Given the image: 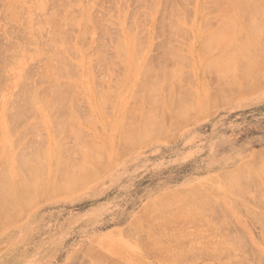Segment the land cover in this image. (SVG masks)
I'll return each instance as SVG.
<instances>
[{
  "label": "rangeland",
  "instance_id": "1",
  "mask_svg": "<svg viewBox=\"0 0 264 264\" xmlns=\"http://www.w3.org/2000/svg\"><path fill=\"white\" fill-rule=\"evenodd\" d=\"M64 1L62 0V4H63L62 6L65 7L66 2L69 1L68 4H70L69 6L71 10L73 9L72 11L73 14H78V11L81 9V7H83V10L85 12L88 11L87 12L88 15L91 16V22L89 21L86 22L85 24H83L82 22H78L77 26H73V28L72 27L68 28L70 29L71 32L69 31L70 36L67 34L69 37L67 35L65 36L66 42L64 41V44L66 45L69 43L68 46L69 47L72 46L70 48L67 47V49L69 48L68 49L69 52L62 45V47L65 49V52L66 51L68 52V54L67 53L65 54V61L67 59L68 60L67 63L75 65L76 66L75 68H77V70H74L75 68L72 70L74 72H71L72 73L71 77L63 75L65 77L63 78L61 77V79H59L60 85L59 84H56L55 86L53 84L50 85V82L49 83L42 82L41 84L39 83L40 87L38 88L43 91L49 87H51V89L53 88L52 91L51 90L49 91V93H51L49 97L52 98L49 97L48 99L45 98L46 100L43 98L42 99L43 101L41 103L40 101L38 102L39 104H37V107L38 108L40 107L39 109L41 110L39 113L24 112L23 114L19 115L20 116L19 118L21 119L19 120L20 121L24 120L23 124L17 123L18 119H14L15 116H13L14 117L13 119L16 121L14 125L17 124L15 127L12 126L13 122L10 123L12 119L6 120L7 118H9L8 115L10 114L5 110L4 104L8 103V101L13 99L12 94H8L0 100V116L3 115L0 118V142L3 141V137H6V142H5L6 148H4L5 152L3 153V151L1 150V153H3L2 158H5L4 164L6 165L8 163V166L6 165L5 169H10V170L15 169L16 171L17 170L22 171L21 174L24 176H20V174H18L20 176V179H22L23 181L30 182L31 180L29 179L30 177L27 178L26 175L30 176L29 175L30 173L33 175V172L31 171L33 170L35 171L34 168L39 167L36 164L35 167L30 171L28 170L30 168V167L28 168L29 166L28 164H25L24 166L20 165L21 163L18 160H20V157L23 155L22 153L25 154V152L30 151V153H32L37 151L35 149H32L33 147L31 148L28 147L29 145L28 142H27L28 143L27 147L30 150L26 149L28 150L26 151L24 147L25 145H23L24 143L26 144V142L24 141L23 143L22 141L23 137H24L23 140L26 141L30 140V143H32L33 141V143L36 145V147L34 146V148H37L40 145L38 143L40 140L39 141L37 140L38 137L40 139L42 138L41 141L45 139L43 140L44 143L43 142L41 143L40 141L42 145L41 148L42 152L44 149V153H43L44 155L42 154V156L53 158L52 160H48L45 158L46 162H43L38 158L41 152H39V155L35 154L37 157L35 159L38 160L37 163L40 161L39 162L40 164L38 165L45 164V166L43 165V167H45L43 168L44 170L40 169L41 172L44 171L42 173L43 177L38 175L39 177L44 179L45 187L43 188V186L42 187L39 186L36 188L37 184H35L36 181L34 180L35 182H33V189L35 190L36 195L39 194V200L38 201L36 200V195L33 194L34 193L33 192L31 196L35 198L33 197L30 198V202L32 200L31 204L35 202L34 204H32L33 207L32 205L29 204V208L28 209L26 208L27 209L26 212L22 211V215L19 214L20 215L19 217L21 219L17 218L18 216H15L14 217L15 219L13 221L10 220L5 224L6 226L2 223L4 227L3 226L2 228L0 227V259H5L8 264H94V263L96 264H256V261L259 262V260L261 259L259 263L264 264V172H263L264 171L263 168L264 167V63L263 65H261L258 61L257 54L255 55V53H257L255 51H258V49H260L258 48L260 45L255 46L252 49L248 45L247 48L249 49V51L252 50V53H249L247 51L248 53L244 55L247 60L243 58V60L246 63L241 59L238 65L239 67L235 66L236 70L234 72L237 71L238 72L234 73L236 75L234 77L235 79H233V82L231 79V77L233 76L232 73L230 78L229 77L226 78L229 75L225 76L224 78L225 83L223 84V86L226 88L225 91L228 89V93H229L228 96L231 99L228 98L227 96L226 97L227 100L229 99V102L227 101L226 103L224 102L220 103L219 96L221 97V95H219L217 102L218 104H215L214 105L215 107L213 106L214 108L209 109L210 103L212 104L213 100L214 103H216L215 101H217L216 100L217 96H215L216 94H214L213 91H215V89L218 87L217 84L219 77L217 73H215L218 71L217 68H213L215 72L211 68L210 69L212 72L208 70L209 68L206 69L205 71L204 68L207 67L206 63H208L209 60L211 61L212 59H214L215 56L218 55L217 50L220 48V45H223V40H222L223 38L224 40H229L231 38V41L236 42L238 45L240 44V42L243 43L247 40L249 41L248 32L245 31L244 29L240 30L241 32L239 31L244 35V37L242 34H238V35L240 37L239 40L241 39V37L245 38V40L242 41L241 39V41L238 42L237 40L238 37L236 33L235 32L229 33V31L223 27L222 23L225 24L229 20L224 21L222 18L219 17L220 14L216 12V9H219V4L217 0H213L214 2L212 3H211L212 0H210V3H208L209 0L207 1L200 0L201 4L200 1L198 0H196V2L195 0L184 1L185 3L186 2L189 3L186 4V7L182 6L184 8H187L186 11H184L183 8L181 7V5H185L184 2L181 4L178 3L180 6L178 4L176 5L175 7L176 11L173 14L174 16L171 15L167 19H162L163 14L166 11L165 6L159 7L158 11L160 13L157 12V14H153L149 10L151 8V5L152 7H154L155 5L147 0H145V2L147 1L146 2L147 4L151 3L150 6L146 4L149 10L146 9V6L144 8L142 2H141L142 6L140 10L139 9L140 5L138 4L140 3V1L138 0H135L136 6L138 5V7L135 6L134 0H122L123 4L121 3V0H91V2L90 0H75V2L74 0L72 1L66 0L65 2ZM145 2L143 3L145 4ZM259 2H261L262 4ZM50 3L51 0H41V1L1 0L0 19L4 21L1 22L0 20V34L1 31L2 33L6 32V36H7V33L11 32L10 30L15 29V31L17 30L16 31L17 33L20 30L21 32H24L22 36L18 34L20 38L25 37L26 34H31L32 32L33 35L36 36L37 38L38 36L40 38V36L42 35L43 37L41 39L42 40L46 39L47 38L46 33H44L45 35L41 34L45 31H41V29H39L40 27L38 26V24L37 23L36 25L34 24L33 19L35 18L37 20V18L41 15L40 11H39L40 14L39 12H35L36 10L38 11V7H39L38 5L40 6L44 5L45 14L46 13L49 14ZM257 3H259V5H261V7L264 9L263 0H259ZM62 6H60L61 8L57 7L58 11L62 12V10L65 9L62 8ZM34 7L37 8L35 9ZM2 8H3V12H2ZM74 8L77 10H74ZM134 8L136 9L134 10V14H132L133 12L132 10ZM196 8L198 9V11ZM204 8H208L207 9L208 11L205 10ZM126 9L127 11H125ZM187 10H189L190 15L189 13H187L188 12ZM214 11L215 14H213ZM204 12L206 13L210 12L211 14L208 15L205 13L204 16ZM32 13L34 14L31 15ZM4 14L5 16H7V20L5 17H2L4 16ZM140 14L141 17L139 16ZM144 14H146V16L148 15L147 18L146 16H144ZM184 14L186 15L184 16ZM130 15L132 17L134 16L133 18H135L136 17L135 15H137V19L136 18L132 19ZM138 16H139V20H138ZM142 17L144 18L143 22H141L143 20ZM206 17H208L209 19H207ZM213 17L215 19L212 20ZM218 17L222 21L218 20ZM100 19L102 23L100 22ZM158 19L159 21H161L160 23H163L164 22L163 20L165 21L166 20L168 21V19L172 20L171 21L172 24L168 21L170 23L169 24L170 27L171 26L173 27L172 29L170 28L172 30V32L170 31V35H168L169 34L168 31L170 29L168 30L169 26L167 25H166L167 27L165 28L164 26H162V28L161 27L156 28L162 25L159 23ZM206 19L207 21H205ZM256 19H260V18L257 17ZM127 20L128 22L130 21V24L127 23ZM185 20L186 21L188 20L189 22L188 21L186 22ZM155 22L159 23L160 25H157ZM166 22L164 23L167 24ZM203 22L204 23L206 22L207 25L208 24L211 25V27L208 25L210 29H207L208 26L206 25L207 31L209 32L213 31V33L215 31L217 32V33L215 32L216 34H214V36L212 35L213 37L212 40H214L213 44L210 45L212 46V48L208 49L209 51H207L206 49L205 52L203 51L205 49L202 46L205 43L202 41H205L204 37H206L208 34L206 35L203 34V30L205 32V28H203V25L205 24ZM94 23L96 25L98 23L99 25L101 24L99 29H98L99 25L94 27ZM220 23L222 25H220ZM22 24L26 26V29L25 26H23ZM174 24H176L175 27ZM11 25L13 26L11 27ZM129 25H131V27ZM177 25L179 26L178 29L180 32L177 31L178 30L176 28ZM200 25L202 26V29ZM80 26L81 28H79ZM86 27L87 30L89 29L88 33L86 32L87 31ZM136 27L139 29H137ZM8 28L9 31L8 30L6 31V29ZM140 28L142 31H140ZM174 28H176V31ZM221 28H222L221 33L223 34L219 32L221 31ZM109 29L110 30L112 29V32ZM115 29L119 32V33L117 32L118 34H116ZM130 29H132V31ZM153 29L156 32H154ZM137 30L140 31V33ZM157 30L159 31L157 32ZM161 30L163 31L165 30V31L160 32ZM39 31H41V33ZM21 32L19 33L21 34ZM178 33H181L183 35L179 36ZM136 34L137 35L140 34V37H138L139 35L136 36ZM171 34L173 36L176 34L177 36L175 35L173 37ZM210 34L211 33H209V35ZM217 34H219V36H222L223 38L216 37L218 36ZM116 35H120V36L117 37ZM127 35H129V37ZM162 35H164L165 37H162ZM209 35L206 37V39L209 38ZM134 36H136L135 37L136 42L134 41L135 39L132 40ZM67 37L69 40L67 39ZM141 37L143 38L141 39ZM170 37L172 38V40ZM164 39H166L167 41ZM138 40L140 41L138 42ZM162 40L164 42L166 41L168 44L166 42L163 43ZM118 41H121L122 43L121 45L123 47H119L121 46L120 43L116 44ZM159 42L162 43L160 44V48L162 50L159 48ZM245 43L247 44V42ZM29 45L30 44L25 45L27 48H25L24 46L25 49L24 48L23 49L24 50L28 48L29 50L33 49L32 47H30L31 45L30 46ZM42 45H39V47L37 48L38 51L45 49L44 45L43 46ZM116 45L118 46V49L120 48L122 49V50L120 49L121 52L124 51L122 53L123 55H125L124 58L125 60L121 58L123 57V55L120 51H118ZM168 45L170 46V48L172 47L173 49L172 52L174 53L173 56L175 61L177 58V65L176 62L174 61H171L174 64L173 63L171 64L170 61H167V59L172 60L173 58V57L170 58V56L173 53L170 55L167 52V50L169 49ZM129 46L131 48L133 47L134 48L131 49ZM256 47L258 48L257 50ZM97 48H100L102 50L104 49L103 52L102 51L101 52L99 51L100 53L98 52L99 56L97 54L98 51ZM158 48L160 50H158ZM163 48L164 49L167 48V50L166 49L164 50ZM213 48L215 50H212ZM71 49H73V51H70ZM233 49H236L235 45L233 46ZM136 51L139 53L138 54L139 57L137 58V60L135 59L138 56ZM161 51H164L162 52L163 54L167 52L170 56L166 53L167 55L165 54V56L167 59H164L166 62H164L163 58L162 60H160L163 61L162 63L159 61L160 64H162V66L164 65L163 68L165 70L162 69L161 70L162 73L160 72L159 78L155 77L156 80H154L155 78L154 79L152 78L155 75L158 76L157 74L159 71L158 68L162 67V66L158 68L156 67L157 69L155 68L156 66L155 63H158L157 62L158 59H161V55H162ZM260 51L262 50L260 49ZM118 52L121 53V56L120 54H118ZM131 52L133 56L132 54H130ZM226 53L230 55L231 53H233V50L229 49L228 51L225 52V54ZM260 53L262 52H259V54ZM214 54L216 55L214 56ZM250 54L254 55V57L253 55L252 57L255 59L256 62L250 59L251 58ZM158 55H160L159 58ZM26 56H27L26 53L22 54V57L25 58ZM104 56H106V58L107 57L112 58V61L109 60L110 58L108 59L109 61H111V63L108 62L107 59L106 62ZM39 57L40 56H38V58ZM42 57H44L43 54L41 56V59L43 60L40 59L39 61H32L31 67L33 69H37L42 65V62L44 61V58ZM184 58H187V61H185L187 62L185 63V65L187 66H185L184 64L183 66H179V63L180 65H182V62H184L185 60ZM96 59L100 60L98 61L100 64H97ZM249 60H251L252 63L254 62L253 64L255 65L251 64L252 66H249L250 64L247 62ZM145 62H150V64L152 63V65H154L153 68L156 69L155 72L157 73L155 74L154 71H151V69L153 68L147 65ZM94 63H96L97 65H95ZM108 63L111 65L108 66L107 65ZM164 63H166L167 65H165ZM92 64L95 65L93 70H92L93 66L91 67ZM145 65H147V68ZM246 65H248L249 68ZM148 66L150 69V74H148L149 70L147 71V74L149 76L152 73L155 74L154 76H152L151 79L149 78L150 83L152 80V84H150L151 86H148L149 85L148 80H147L148 83L146 82L148 85L147 84L144 85L145 82L142 81L143 79L140 80L139 78L140 80L139 83H138L139 80L137 79L138 76L140 75L139 72L141 73L143 70L145 71V69H148ZM165 66L167 68H165ZM168 66H171V70H173L172 68L175 67L177 69L176 70L177 72L178 70L179 71L181 70L180 71L181 74L180 72H178L179 74H176L175 72V77H177V79L181 77V79H179L180 81H182V77L183 79L185 78L184 74L187 77L188 81L192 80L191 82H188L187 80L180 82L178 80L180 84L178 83L176 78L175 81L174 76L173 79L171 80L172 83L176 82L179 84V86L177 84L173 85L175 86V88L178 86L177 87L178 90L176 91L175 89L174 92V87L171 85L172 86L171 89L173 91H170L171 95L169 93V96L171 97L170 105H172V101L174 97L177 99V96H174L175 93H178V91L183 89L184 92H186V93L183 92V94L187 96L185 97L184 95L180 94L181 93L180 91L178 93V95L180 94L178 98L180 99L182 95L181 99L185 97L184 100L187 99L185 101L186 103H184V100L179 101L178 99L175 103L176 106L177 105L182 106V103L184 105L188 104L189 106L186 109L189 108V110L186 111L182 106L184 110L181 109L182 110L181 112L178 111L179 115L183 111L186 113L189 111L191 114H193V115H188L191 118L183 122H181L180 119L181 123H179L178 120L180 117L179 118L177 117V119L175 117L176 115L178 116V112L177 114L175 112L176 115L174 116V110H172L173 109L172 106H168L167 102L170 101L169 100L170 98L168 99L169 101L168 100L165 101L166 98L164 99V97L167 96L168 94L167 92L169 91L166 88H165L166 91H163L164 88L162 89V87L164 86L163 84L167 85V88L169 87L170 81L167 82L166 78L170 80L171 77L169 78L170 76L169 73L172 72L169 70L170 68ZM88 67L91 69H88ZM5 68H7V66ZM203 70L205 73L203 72ZM7 72H8L7 74L11 77L12 75H16V73L20 74L17 67H8ZM88 72L90 73L89 75ZM206 72L209 74L207 75ZM244 72H246V74ZM81 73H83L84 76ZM164 73L167 76L164 77ZM161 74L163 75V78ZM6 75L4 74V79L1 78L0 80V85L4 87H7L9 83V80L6 79ZM74 75H76L75 77H78V80L73 77ZM90 75H94V77L97 78L96 81L93 78V76L90 77ZM124 75L125 77H127V79L126 78L123 79ZM177 75L178 76L180 75V77L178 78ZM34 76L36 79V75ZM66 77H68L69 79ZM90 78L91 80L94 79L97 85L96 83H94V81L92 82L95 85L92 84ZM103 78L105 81L102 80ZM228 79L229 80L231 79L230 83H232V85L229 84ZM75 80H77L76 83ZM211 80L212 83L214 82L212 85H211ZM64 81L65 83H67V85L62 83ZM73 81L74 83H72ZM89 81L91 84H89ZM99 81L101 82V85H98ZM103 81L105 82V84ZM164 81L165 83H163ZM111 82L112 85H114V87L115 86L117 87V85L119 84L118 87L115 89L111 85ZM153 82L155 84L154 87L155 88L158 87V89L156 88L157 90L156 93L154 94L156 97L149 98L150 100H152V101L149 100L150 104L152 105V109L148 110V108L146 107L149 104V101H147L148 94L154 90V87L152 86L154 85ZM157 82L158 84H156ZM68 83L72 84V86H70ZM137 83L138 84L142 83V85H140L138 89L137 87H135L138 86ZM9 84L12 85V87L7 88L9 89V92H13V94L17 92L19 86L13 87L14 85L13 82L12 84L11 83ZM61 85H62L61 88L62 89L64 88V90L69 91L72 88L70 95H72L71 98L73 97L72 101L76 100L74 102L75 104L71 102V98L68 97L69 94H66L68 93V91L63 92L64 90L60 88ZM143 85H144L143 87L144 89L141 88ZM180 85L182 89H180L181 88ZM244 85L246 87H244ZM58 86L60 89L57 88ZM97 88L100 91H96L98 90ZM231 88H234L235 91L234 89ZM54 89L58 90L57 92L61 90L63 95L66 94L65 96L68 97L66 99H69V101L68 100L66 101H68V104L70 103L69 107L72 104V106L69 108L70 114L65 112V109H63L64 112L62 111V115L63 113H66L65 118H67L65 119L64 118L65 115H63L62 117L63 120L64 119L69 120V123H67L64 126L65 129L63 128V124H62L63 122L61 118H59L60 116L56 117V115L57 114L60 115V113L56 114L53 112L54 115L50 113L52 112V110L53 111L60 110L59 108L60 106L58 107L59 109H57L55 105V108H50L51 111L49 110V106L44 107L45 101L46 103L48 102L47 105L51 103L47 100L52 101L53 99L56 100L57 102V99H54L55 96L53 98V95L57 93V92L55 93ZM139 89L140 90L143 89L141 91L145 90L147 93L149 92L148 94L146 93L147 95L145 94V92H141L144 93L145 99L147 98L146 99V101L148 102L147 105L146 103L144 104L145 100H143L142 98H140L139 101L138 98V96L140 95ZM134 90L135 91L139 90L138 95H136L137 97L135 98H133L134 96L133 92H135ZM77 91L79 93V96L78 93L75 94V92ZM211 91H212V95L214 94L215 96V97L212 96L214 97L213 100L210 99L209 97ZM97 92L98 94L100 92V95H103V98H105L104 101L106 102H104V104L102 103L103 105H101L102 101H99L98 99L100 95H98ZM104 92L105 93L108 92L107 93L108 95L105 94ZM113 92H114V97H113ZM153 92H155V90ZM46 93H47L46 95L48 96L49 93L48 92ZM136 93L137 92H135V94ZM151 93L150 95L153 96V94ZM234 93L237 94L235 95ZM93 94L96 95L93 96ZM130 95L133 96L131 97ZM77 96L79 97V99L77 98ZM141 96L143 97V95ZM95 97L96 99H98V101L95 100ZM106 97L108 98V101ZM129 97L130 99L131 98L134 99L133 102L129 99ZM226 97H223L222 99L224 98L226 99ZM155 98H156V102H155ZM135 99L136 101L138 100V103L135 102ZM207 99L209 100V103ZM153 100L155 102L154 106L152 104ZM157 100L159 101L158 104L160 103V105H156ZM64 101H62V103H64ZM56 102L53 101V103L57 104L58 102L57 103ZM142 102L145 106L142 104ZM177 102L179 104H177ZM191 102H193L192 104L193 107L195 106L194 109H196V112L190 111V108L192 106H190L189 103ZM76 103H78L76 108L79 107L78 108L79 111L80 112L83 111L78 114L79 116L76 115L77 114L76 112L75 114L74 112H72L73 111L72 109L75 108ZM166 103L169 108L166 106ZM128 104H130L131 106H128ZM201 104L205 106V108L203 106L205 110L202 108ZM126 106L128 107V109ZM155 106L158 108V110L154 111L153 107L155 108ZM44 108H46V110ZM76 108L74 110L78 111ZM125 109H127V111ZM129 109L130 110L132 109L131 110L132 114L130 115V117L132 119L131 124L133 125L130 126V131H129V126H125V123L126 125L127 124L129 125L130 123V122L127 123L129 115L125 114L126 112L128 113ZM174 109L179 110L176 109V107ZM44 110L46 113H48L47 115L44 112ZM48 110L50 112H47ZM145 110L149 111L150 114L151 112H154V116H155L154 118L157 119L155 120V123L157 124L160 123L161 125H159L160 127L156 129L154 128L155 126H151L153 129L152 130L148 129L149 132L147 131L148 134H146V137L139 139L141 137L139 134H140V126L142 125L141 124L142 121L143 122L146 121L147 123H149L150 122L149 120H151L149 118L150 114ZM163 112L165 113V115ZM146 113H147L146 115L147 118L144 117L146 118L144 119L143 116ZM4 114L7 116L6 119L4 118L5 117ZM52 115L54 117H52ZM70 115H72V117H70ZM164 116H166L167 118L165 119ZM171 116L173 117L172 119H170ZM19 120L18 122H20ZM8 121H10L9 128H7ZM164 121L167 123L165 124ZM56 122L57 124L59 123L58 125H55L56 127L58 126V131L55 130V132L52 133L54 131L52 130L54 129V126L51 125L55 124ZM68 124H71L72 126H69ZM149 125L150 123L147 125L148 128H151ZM18 126H20V128H18ZM59 126L61 127V130L63 132L59 130L60 128ZM147 126L145 127L147 128ZM16 127L18 130L14 129ZM26 127L28 128V130H26ZM131 127H134V130L131 131ZM22 128L23 130H21ZM24 129L25 132H27L24 135L28 134L27 135L28 137L26 136L27 139L24 135L22 136V138L20 137L22 135L21 132L25 133ZM142 129L143 128H141V130ZM67 130H71L72 132L70 131L69 133V131ZM135 130L137 137L132 139L133 137L131 138L130 134H132L133 131L135 132ZM128 131L130 134L128 133ZM11 132L13 133L11 134ZM46 132L49 134L47 135ZM59 132L62 133L60 134ZM144 132H142V136L145 135ZM19 133H21V135H19ZM56 133L57 135L55 136ZM14 134L15 135L18 134L22 142L19 139L18 141H16L15 140L16 136H14ZM29 134L30 135L33 134V135L30 136ZM127 134L129 138L127 137ZM76 135L80 136V137L78 136L79 137L78 140L75 137ZM58 140H59V145L58 143L56 144V141L58 142ZM65 142L67 143V145L65 144ZM11 143L14 144L19 143L18 144L19 146L16 147L15 145H13L14 146L13 149L11 147L12 146ZM33 143L31 144L32 146L34 145ZM57 145L60 148L65 147L68 150L67 149L65 150V148L62 149L61 155H59L60 149L58 148ZM22 146L24 149L21 148ZM56 147H57V151H56ZM70 147H73V149H75L74 151L72 149L73 154L75 152V154L72 156L70 154H67L69 152L72 154ZM31 149L34 151H32ZM18 150L19 152L21 150L22 155H20L19 153L20 157H18L19 155L17 154H16L17 156L15 155L16 152L18 153ZM65 151H67L66 154L68 156L70 155V160L73 161L71 162L68 156L66 157V155L64 154L66 159L64 160V162L61 163V166L63 164L65 167L66 166L65 162L67 160H69L71 163L74 164L73 166L72 164L70 165V163H68V165L72 167H70L71 168L70 171H68L69 170L68 168L65 169V171H68L67 173L70 174L71 170H73V173L76 174L75 175L76 178H75L74 174L72 173L73 174L72 178H75L74 182L76 186L72 184L71 186L72 189L69 187L67 188L66 193H63L62 189L60 188L62 187L64 189V187L65 188L66 186L68 187L67 184L64 186L65 183H62L64 182L63 180L66 179L64 177H67L66 176L67 174H65V171H63L62 173L61 171L62 168L60 169L59 168L60 164L57 165V163H59L58 160L61 161L63 160L62 152L65 153ZM55 152L57 154L59 153L58 154L59 156ZM12 155L16 156L17 158L12 157ZM35 155H33V158L35 157ZM91 158L93 159V161ZM32 161H34V159ZM51 161H53L54 166L52 165ZM85 162H87L86 165ZM90 162L93 165H91ZM94 163L95 164L97 163L95 167H94ZM101 163H102V167L100 168ZM32 164H33L32 166H34V163ZM81 164H82L81 171H83V174L85 175L84 177L88 181V182L86 181V183L84 182L83 185L81 184L83 182L82 179L80 180L78 177L79 175L82 174V172L78 173L79 172L78 168L81 166ZM88 166L90 167L89 169H96L95 170L97 172L96 174L98 173L99 174L94 177L95 174L93 173V170H91L92 172L89 169L87 170ZM237 168L239 170H237ZM25 169L27 172H25ZM56 171L64 176L59 175L60 177H57ZM232 171L233 172L235 171V173L233 174L235 175L234 178L233 176H231ZM89 172L91 177L93 173L94 178H91L89 176ZM229 172L231 175H227L229 174ZM222 173L225 174V175L223 174L225 176L224 179H226V177L228 176L230 178L228 177L227 178L228 180L227 179L224 180ZM83 174L81 175L82 177L80 176L81 178H83ZM219 175H221L220 177H222V179L219 177ZM69 176L70 175H68L67 177L69 180H66L67 183L70 182ZM34 177H36V174ZM56 177L63 178L61 179V183H60L63 184V186L62 185L60 186V184L57 183L58 185L56 189H58L60 186L58 194H56L58 190L55 191V189L52 188L54 187L53 184L55 182ZM246 178H248V180H246ZM33 179L34 178H32V180ZM71 181L73 182V179ZM78 181L79 182L82 181V182L79 183ZM73 187L75 189H73ZM240 187L242 188L240 189ZM38 188H39V193L37 192ZM47 188L49 189L50 192L47 190ZM44 189L46 196L45 193L43 192ZM152 190H157V194L151 196ZM29 191L31 192V190ZM184 191L186 193H183V195L185 197H188L186 199L190 200L191 202L187 200L185 201L184 196L181 194V192ZM60 192L62 194H60ZM191 192L192 195H190ZM196 192H197V196L193 195V193L196 194ZM49 195H52L53 198L52 196ZM148 195L151 197L146 198V196ZM162 195H164V197L169 196L168 199L169 200L171 199L169 202L172 204L171 205L170 203H167L169 205L166 204L167 198L162 199L160 201L159 198L161 199L163 197ZM176 195L181 196L183 198L177 197ZM158 196L160 197L157 200ZM34 199L36 201H33ZM46 199H48L47 202L45 201ZM163 203H165V205ZM160 204L164 207L161 208ZM181 215L186 217L183 218V216ZM181 218L184 219L185 223ZM18 219L20 221H18ZM132 221H134V223H132ZM138 222L139 224H137ZM174 223H175V227L177 226L178 228H174ZM2 224H0V226ZM132 224L133 226H135L134 227L135 229H133V226L131 227ZM56 225H58L57 226L58 230L60 229L59 231H61L59 234L57 233L55 235L50 236L48 233L50 231L44 229V227H54ZM136 226L138 227L136 228ZM66 231L68 232L67 234H65ZM180 233L181 234L184 233V234L181 235ZM63 235L65 237L64 238L65 242L63 245H60ZM185 235H187L188 237ZM45 237H49L48 239H50V241L48 243L44 242ZM214 249L216 250V253H214L215 251L212 252V250ZM256 258H258V260H256ZM91 259L94 261L93 263Z\"/></svg>",
  "mask_w": 264,
  "mask_h": 264
},
{
  "label": "bare ground",
  "instance_id": "2",
  "mask_svg": "<svg viewBox=\"0 0 264 264\" xmlns=\"http://www.w3.org/2000/svg\"><path fill=\"white\" fill-rule=\"evenodd\" d=\"M1 1V0H0ZM4 1V0H3ZM38 1V0H37ZM39 1H41V0H39ZM58 1H59V3H58ZM64 1V0H63ZM66 1V0H65ZM64 1V2H65ZM72 1V0H71ZM138 1H140V3H138L139 5H140V7H139V9L141 10V6H142V4H143V6H144V8H145V6H146V2L147 1H149V2H151V3H153L154 5V7H152V5H151V3H149V4H147L148 6H150L151 5V8H150V10L148 9V7L146 6V9L147 10H149L150 12H152L153 14H157V12L158 13H160L159 11H158V9H159V7L160 6H165L166 8V11H165V13L163 14V18L162 19H167V18H169L171 15H173L174 13H175V11H176V9H175V7H176V5L179 3V4H181V3H183L184 1H187V0H147L146 2H145V0H138ZM198 1H200V0H198ZM202 1V0H201ZM201 1H200V4H201ZM207 1V0H206ZM218 1V4H219V9H216V12H218V14H220V18H222L224 21L225 20H229V21H227L225 24L224 23H222L223 24V27L224 28H226L228 31H229V33H233V32H235L236 33V35H237V37H238V42H240L241 41V39H242V41H244L245 40V38H242L241 37V39L239 40V35L238 34H242V33H240L241 31L240 30H242V29H244L245 31H247L248 32V36H249V41L247 40V41H245V42H247V44L245 43V42H240V44L238 45L236 42H233V41H231V38L229 39V40H224V38L222 37V36H219V34L222 32V28H221V31H219L220 33L219 34H217L218 36H216V37H222L223 39V45H220V48L217 50L218 51V55L217 56H215L216 54H214V56L216 57H214V59H212L211 61L209 60L208 61V63H206V66L207 67H205L204 69H205V71H206V69H208V70H210L211 71V69H213V68H217L218 69V71L217 72H215V70H214V72L215 73H217V75H218V87L215 89V91H213V89H212V91H213V93L214 94H216L215 96H217L216 97V100L217 101H215L216 103H214V94L212 95V91L210 92V99H212L213 100V102H212V104L210 103V108L209 109H212V108H214L215 106V104H218L217 102H218V96L219 95H221V97L219 96V102L220 103H226L227 101L229 102V99L227 100V97L228 98H230L229 96H228V89L225 91V87L223 86V84L225 83V81H224V78H225V76L226 75H229V76H227L226 78H230V76L233 74V76L231 77V79H232V82H233V79H235L234 77H235V75L236 74H234V73H237V72H234L235 70H236V67L235 66H238L239 65V63H240V61H241V59L243 60V58H245V54L246 53H252V50L251 51H249V49L247 48L248 47V45H249V47L252 49V48H254L255 46H259L258 48H260L262 51H260V49H258L257 47H256V50L258 49V51L259 52H262V53H260L259 54V52L258 51H255V52H257V53H255V55L257 54V56H258V61H259V63L261 64V65H263V63H264V22H261V21H264V9L261 7V5H259V3H261V2H259V3H257L259 0H217ZM264 1V0H263ZM17 2V1H16ZM74 2H75V0H74ZM90 2H91V0H90ZM141 2H142V4H141ZM143 2H145V4L143 3ZM195 2H196V0H195ZM212 2H214L213 0L211 1V3ZM3 3V2H2ZM42 3V2H41ZM69 3V1L68 2H66V6L65 7H63L62 5V0H51V3H50V11H49V14H45V8H44V5L43 6H40V5H38L39 7H40V9H39V7H38V11L36 10L35 12H41V15L37 18V20H36V22H35V20L33 19V22H34V24L36 25V23L38 24V26L40 27L39 29H41V31H45V32H43V33H41V31H39L41 34H44V33H46V35H47V38L46 39H44V40H42L41 38L43 37L42 35L40 36V38H39V36H38V38L36 37V36H34L33 35V33L31 32V34H26L25 35V37H22V38H20L19 36H18V34L20 35V36H22L23 35V33L24 32H21V30L20 31H18V33L15 31V29H13V30H10L11 32H8L7 33V36H6V32H3L2 33V31H1V34H0V65H1V67H0V80H1V78H3L4 79V74L6 75L8 72H7V70H8V67H17V69H18V71L20 72V74H18V73H16V75H12V77L11 76H9L8 74L6 75V79L7 80H9V83H11L12 84V82L14 83V85H13V87H18L19 86V88H18V90H17V92H15L14 94H13V92H9V89H7V88H10V87H12V85H10L9 83H8V85H7V87H4V86H2V85H0V100L2 99V98H4V96H6V95H8V94H12V96H13V99H11L10 101H8V103H6V104H4V108H5V110L10 114V115H8L9 116V118H7L6 119V115L4 114V118L6 119V120H11V122L10 121H8V127L7 128H9V122L10 123H12L13 122V124H12V126H16L17 124H15L14 125V123L16 122L14 119H20L19 117V115H21V114H23L24 112H40L41 110L37 107V104H39L38 102L40 101V103L43 101L42 99L44 98H46V99H48V97L50 96V94L51 93H49V91L51 90L52 91V89H51V87H49V88H47V89H45L44 91L43 90H41V89H39L38 87H40V84L42 83V82H44V83H46V82H50V85L51 84H53L54 86L56 85V84H59V79H61V77L63 78V77H65V76H63V75H66V76H68V77H71L72 76V73L71 72H74V71H72L76 66L75 65H72V64H68L67 62H68V60L66 59V61H65V54L67 53L68 54V52H69V48L70 47H72V46H68V44H64V41L66 40L65 38V36L68 34L69 36H70V33H69V31H70V29H68V28H73V26H77V24H78V22H82L83 24H85L86 22H91V16L90 15H88V11L87 12H85L84 10H83V7H81V9L78 11V14H73L72 13V11H73V9L71 10V8H70V4H68ZM121 3L123 4V1L121 0ZM134 3H135V6H136V2H135V0H134ZM188 2H184V4L185 5H181V7L182 6H185L186 7V4H187ZM203 3H204V1H203ZM208 3H210V0H209V2ZM38 4V3H37ZM65 4V3H64ZM68 4V5H67ZM73 4V3H72ZM95 4V3H94ZM178 4V5H179ZM189 4V3H188ZM199 4V3H198ZM262 4V3H261ZM74 5V4H73ZM97 5V4H96ZM119 5V4H118ZM5 6V5H4ZM21 6V5H20ZM19 6V7H20ZM60 6H62V8H65L64 10H62V12L61 11H58V8L57 7H60ZM68 6V7H67ZM99 6V5H98ZM123 6V5H122ZM180 6V5H179ZM37 7H34L35 9L37 8ZM136 7H138V5L136 6ZM16 8V7H15ZM61 8V7H60ZM183 8V10L184 11H186V9L187 8H184V7H182ZM198 8V7H197ZM196 8V9H197ZM213 8V7H212ZM12 9V8H11ZM119 9H120V7H119ZM136 8H134L132 11V14H134V10H135ZM205 10H207L208 8H204ZM23 10V9H22ZM74 10H77V9H75L74 8ZM215 10V9H214ZM19 11V10H18ZM48 11V10H47ZM125 11H127V9L125 10ZM137 11V10H136ZM143 11V10H142ZM188 12L187 13H189V15H190V12H189V10H187ZM197 11H198V9H197ZM208 11V10H207ZM2 12H3V8H2ZM34 12V11H33ZM40 12H39V14H40ZM98 12V11H97ZM130 12V11H129ZM141 12V11H140ZM182 12V11H181ZM195 12H196V10H195ZM144 13V12H143ZM179 13V12H178ZM205 13L206 12H204V16H205ZM34 13H32L31 15H33ZM127 14H129V13H127ZM131 14V15H132ZM147 14V13H146ZM146 14H144V16H146ZM196 14V13H195ZM206 14H208V15H210L211 13L210 12H208V13H206ZM213 14H215V11H214V13ZM217 14V13H216ZM130 15V16H131ZM138 15V14H137ZM137 15H135L136 17V19H137ZM150 15V14H149ZM152 15V14H151ZM160 15V14H159ZM166 17H165V16ZM186 14H184V16H185ZM96 16V15H95ZM126 16V15H125ZM129 16V15H128ZM140 17H141V14L139 15ZM139 16H138V20H139ZM148 16V15H147ZM147 16H146V18H147ZM174 16V15H173ZM172 16V17H173ZM175 16H177V15H175ZM196 16V15H195ZM204 16H203V18H204ZM214 16V15H213ZM2 17H5L6 18V20H7V16H5V14H4V16H2ZM1 17V18H2ZM100 17V16H99ZM132 17V16H131ZM130 17V18H131ZM134 17V16H133ZM132 17V19H135V18H133ZM155 17V16H154ZM161 17H162V15H161ZM165 17V18H164ZM202 17V16H201ZM218 17V20H221L220 18ZM234 19H233V18ZM260 18V19H256V18ZM4 18V19H5ZM24 18V17H23ZM105 18V17H104ZM129 18V17H128ZM143 18V17H142ZM149 18V17H148ZM158 18H159V16H158ZM207 19H209L208 17H206ZM3 19V18H2ZM19 19V18H18ZM141 19V18H140ZM180 19V18H179ZM186 19V18H185ZM199 19H200V17H199ZM207 19L205 20V21H207ZM213 19H215L214 17L212 18V20ZM1 20V19H0ZM5 20V21H6ZM104 20V19H103ZM125 20V19H124ZM130 20V19H129ZM198 20V19H197ZM2 21H4V20H1V22ZM97 21V20H96ZM144 21V18H143V20L141 21V22H143ZM157 21V20H156ZM158 21H159V19H158ZM164 22H166L165 20H163ZM168 21L172 24V20H170V19H168ZM166 22L167 24H165L164 22V25H163V23H160L161 21H159V23L160 24H162V25H160L159 23H157V22H155L157 25H160L159 27H156V28H162V26H164V28L165 27H167V26H169L168 27V30L171 28H173L172 26L170 27V23L169 22ZM186 21V20H185ZM188 21V20H187ZM186 21V22H187ZM204 21V20H203ZM222 21V20H221ZM100 22L102 23V21H101V19H100ZM99 22V23H100ZM124 22V21H123ZM140 22V23H141ZM175 22V21H174ZM189 22V21H188ZM195 22H197V21H195ZM214 22H215V20H214ZM218 22V21H217ZM22 23V22H21ZM99 23L97 24V25H99ZM127 23L128 24H130V21L128 22V20H127ZM126 23V24H127ZM176 23V22H175ZM204 23V22H203ZM16 24V23H15ZM27 24V23H26ZM80 24V23H79ZM92 24V23H91ZM139 24V23H138ZM189 24V23H188ZM205 25H203V28H205V32H204V30H203V34H208L209 35V33H211L210 35H209V38L208 39H206V37L208 36H206V37H204L205 39V41H202V42H204L205 44H203L202 46L204 47V49L205 50H203L204 52L206 51V49H207V51H209L208 49H210V48H212V46H210L211 44H213V42H214V40H212V35L214 36V34H216L215 32L213 33V31L212 32H209V31H207V29H210V27H211V25L210 24H208L207 25V23L205 22L204 23ZM215 24H216V22H215ZM218 24V23H217ZM221 23H220V25H222ZM23 25V24H22ZM32 25V24H31ZM95 23H94V27L95 26H97ZM101 25V24H100ZM100 25L98 26V29H99V27H100ZM109 25V24H108ZM167 25V26H166ZM175 25L176 24H174V27H175ZM208 26V28L206 29V27ZM220 25H217V26H220ZM10 26V25H9ZM13 25H11V27H12ZM16 26V25H15ZM23 26H25V25H23ZM105 26H107V25H105ZM127 26V25H126ZM130 27H131V25H129ZM141 26V25H140ZM156 26V25H155ZM5 27V26H4ZM19 27V26H18ZM111 27H112V25H111ZM128 27V26H127ZM129 27V28H130ZM178 25H177V29H178ZM181 27V26H180ZM200 27H201V29H202V26L200 25ZM79 28H81V26L79 27ZM103 28V27H102ZM133 28V27H132ZM137 28V27H136ZM142 28V27H141ZM141 28H140V31H142L141 30ZM156 28H155V30H156ZM176 28H174L175 29V31H176ZM25 29H26V26H25ZM38 29V30H39ZM137 29H139V28H137ZM167 30L168 32H169V34L168 35H170V31L172 32V30ZM200 29V28H199ZM9 31V28L8 29H6V31ZM86 30H87V27H86ZM89 30V29H88ZM86 31L87 33L89 32V31ZM104 30V29H103ZM110 30V29H109ZM131 31H132V29H130ZM154 30V29H153ZM154 30V32H156ZM160 30V29H159ZM159 30H157V32L159 31ZM217 30H218V28H217ZM220 30V29H219ZM4 31H5V29H4ZM32 31V30H31ZM101 31V30H100ZM108 31V30H107ZM111 32H112V29L110 30ZM115 31H116V34H118L119 32L115 29ZM114 31V32H115ZM128 31H129V29H128ZM130 31V32H131ZM138 31V30H137ZM140 31H138L139 33H140ZM163 30H161L160 32H162ZM165 31V30H164ZM163 31V32H164ZM174 31V30H173ZM177 31H179V29L177 30ZM240 31V32H239ZM19 32H21V34L19 33ZM26 32V31H25ZM68 32V33H67ZM71 32V31H70ZM90 32H91V30H90ZM118 32V33H117ZM180 32V31H179ZM202 32V31H201ZM238 32V33H237ZM29 33V32H28ZM39 33V34H40ZM126 33V32H125ZM175 33V32H174ZM177 33V32H176ZM84 34V33H83ZM99 34V33H98ZM97 34V35H98ZM142 34H144V33H142ZM156 34H158V33H156ZM162 34H164V33H162ZM166 34V33H165ZM179 34V36H182L183 34H181V33H178ZM221 34H223V33H221ZM45 35V34H44ZM67 35V36H68ZM130 35H132V34H130ZM139 35V36H138ZM136 34V36H138V37H140V34ZM172 35V34H171ZM176 35V34H175ZM174 35V36H175ZM186 35V34H185ZM243 35V34H242ZM246 35H247V33H246ZM246 35H245V37H246ZM68 36V37H69ZM107 36V35H106ZM117 37L118 36H120V35H116ZM128 37H129V35H127ZM136 36H134V38L132 39V40H134L135 42H136ZM142 36V35H141ZM173 36V35H172ZM173 36V37H174ZM177 36V35H176ZM68 37H67V39H68ZM108 37V36H107ZM138 37H137V39H138ZM162 37H165L164 35H162ZM243 37H244V35H243ZM125 38V37H124ZM143 37H141V39H142ZM171 38V37H170ZM202 38V37H201ZM94 39V38H93ZM109 39V38H108ZM167 39H169V38H167ZM41 40H42V42H41ZM69 40V39H68ZM110 40V39H109ZM131 40V41H132ZM145 40V39H144ZM164 40H166V39H164ZM171 40H172V38H171ZM263 40V41H262ZM80 41V40H79ZM87 41V40H86ZM86 41H85V43H86ZM130 41V40H129ZM140 40H138V42H139ZM163 41V40H162ZM167 41V40H166ZM165 41V42H166ZM258 41H259V43H258ZM66 42V41H65ZM126 42V41H125ZM164 41H163V43H165ZM168 42H169V40H168ZM75 43V42H74ZM96 43H97V41H96ZM102 43V42H101ZM120 43V45L122 44L121 43V41H118L116 44H119ZM128 43V42H127ZM130 43V42H129ZM167 43V42H166ZM234 43H236V44H234ZM261 43V44H260ZM28 44H30L29 46L30 47H32L33 49H31V50H29V48L28 49H26V50H24L25 48H27L25 45H28ZM32 44H33V46H32ZM44 45V50H41V48H40V50L42 51V53H41V51H38L37 50V48L39 47V45ZM77 44V43H76ZM80 44V43H79ZM88 44V43H87ZM95 44V43H94ZM100 44V43H99ZM98 44V45H99ZM160 44H162V43H160L159 42V48H160ZM168 44V43H167ZM166 44V45H167ZM42 45V46H43ZM62 45L64 46V48L65 49H67V47H69L68 49H67V51L65 52V49L62 47ZM78 45V44H77ZM86 45V44H85ZM129 45V44H128ZM158 45V44H157ZM170 45V44H169ZM168 45V46H169ZM236 46V49H233V46ZM24 46H25V48H24ZM28 46V47H29ZM81 46V45H80ZM101 46V45H100ZM98 47V46H97ZM116 47H117V49H118V46L116 45ZM119 47H123L122 45L121 46H119ZM130 47V46H129ZM138 47V46H137ZM164 47H165V45H164ZM206 47V48H205ZM24 48V49H23ZM81 48V47H80ZM79 48V49H80ZM83 48H84V46H83ZM131 48V47H130ZM134 48V47H133ZM133 48H131V49H133ZM158 48V50H160ZM169 49L167 50V48H165L166 50H167V52L171 55L173 52H172V47L170 48V46L168 47ZM245 48H246V50H245ZM43 49V48H42ZM98 49V51H97V54H98V56H99V53L102 51L103 52V50L102 49H100V48H97ZM121 49V48H120ZM120 49H118V51H120ZM164 49V48H163ZM164 49V50H165ZM196 49V48H195ZM229 49H232L233 50V53H231L230 55L228 54V53H226L225 54V52L226 51H228ZM248 49V50H247ZM76 50V49H75ZM95 50H96V48H95ZM116 50V49H115ZM122 50V49H121ZM162 50V49H161ZM212 50H215L214 48L212 49ZM54 51V52H53ZM70 51H73V49H71ZM78 51V50H77ZM80 51V50H79ZM100 51V52H99ZM117 51V50H116ZM170 51V52H169ZM248 51V52H247ZM253 51H254V49H253ZM82 52V51H81ZM81 52H79V53H81ZM92 52V51H91ZM99 52V53H98ZM115 52V51H114ZM121 52V51H120ZM122 52H124V51H122ZM121 52V53H122ZM137 52V51H136ZM141 52V51H140ZM162 52H164V51H161V59H158V63H155L156 64V66H155V68L157 67H161L162 66V64H160V62L162 63L163 61H160V60H162V58H163V60L164 59H167L166 58V56H165V54L167 53L166 51V53L165 54H163ZM210 52H212V51H210ZM214 52V51H213ZM23 53H26L27 54V56L24 58V57H22V54ZM121 53H119L118 52V54H120V56H121ZM167 53V54H168ZM42 54H43V56L44 57H42V58H44V61L42 62V65L39 67V68H37V69H33L31 66V64H32V61H39L40 59H41V56H42ZM89 54V53H88ZM94 54V53H93ZM103 54V53H102ZM130 54H132V52L130 53ZM139 53L137 52V55H138ZM160 54V53H159ZM166 54V55H167ZM168 54V55H169ZM122 55H123V53H122ZM136 55V56H137ZM164 55V56H163ZM169 55V56H170ZM174 53L170 56V58H172V60L170 59H167V61H170V63L172 64L173 62H171V61H174V62H176V65H177V58H176V61L174 60ZM248 55V54H247ZM251 55V56H250ZM249 56L251 57H249L250 59H252L254 62H256L255 61V59L253 58L254 57V55L253 54H250ZM252 55H253V57H252ZM38 56H40L39 58H38ZM77 56V55H76ZM91 56V55H90ZM94 56V55H93ZM92 56V57H93ZM97 56V57H98ZM118 56V55H117ZM132 56H133V54H132ZM159 56L160 55H158V58H159ZM169 56H168V58H169ZM91 57V58H92ZM105 58V61H106V59L108 60L109 58L107 57L106 58V56H104ZM116 57V56H115ZM139 57V55L135 58L136 60H137V58ZM176 57V56H175ZM77 58V57H76ZM84 58V57H83ZM88 58V57H87ZM94 58H96V57H94ZM101 58V57H100ZM117 58V57H116ZM119 58V57H118ZM121 58H125V55H123V57H121ZM157 58V57H156ZM201 58V57H200ZM202 58H204V57H202ZM209 58V57H208ZM255 58H257V57H255ZM122 59V60H123ZM185 59V60H184ZM183 60H184V62H182V65H180V63H179V66H183V64L185 65V63H187V62H185V61H187V58H184ZM246 59V58H245ZM41 60H43V59H41ZM85 60V59H84ZM94 60V59H93ZM97 60V64H100L98 61H100L99 59H96ZM109 60H111L112 61V58H110ZM108 60V62H110L111 63V61H109ZM125 60V59H124ZM135 60V61H136ZM147 60V59H146ZM205 60V59H204ZM247 60V59H246ZM257 60V59H256ZM79 61V60H78ZM77 61V62H78ZM95 61V60H94ZM104 61V62H105ZM133 61H134V59H133ZM160 61V62H159ZM244 61V60H243ZM250 61V62H249ZM249 61H247L249 64V66H252L251 64H253L252 62H251V60H249ZM85 62V61H84ZM83 62V63H84ZM87 62V61H86ZM96 62V61H95ZM107 62V61H106ZM105 62V63H106ZM127 62V61H126ZM164 62H166L165 60H164ZM196 62V61H195ZM245 62V61H244ZM40 63V62H39ZM92 63H93V61H92ZM113 63V62H112ZM120 63V62H119ZM130 63H133V62H130ZM141 63V62H140ZM147 65H149L150 67H154V65H152V63L150 64V62H145ZM169 63V62H168ZM169 63V64H170ZM197 63V62H196ZM246 63V62H245ZM85 64V63H84ZM95 65H97L96 63H94ZM121 64V63H120ZM123 64V63H122ZM125 64V63H124ZM165 65H167L166 63H164ZM168 64V65H169ZM174 64V63H173ZM4 65H6L7 66V68H5L6 66H4ZM71 65H72V68H71ZM95 65H91V67H92V70H93V68L95 67ZM106 65V64H105ZM108 66L109 65H111V64H107ZM106 65V66H107ZM135 65V64H134ZM147 65H145L146 66V68H147ZM248 65H246V66H248ZM253 65H255V64H253ZM4 66V67H3ZM74 66V67H73ZM87 66V65H86ZM144 66V67H145ZM149 66H148V69H145V71L143 70H141L142 72L140 73L139 72V76H138V80H139V78H140V80H142L143 82H145V84L144 85H146L148 82H147V80L149 81V85L148 86H151L150 84H152V80H151V83H150V79L152 78V76H154L157 72H155V70L157 69H155V68H153V69H151V71H154V73H152L150 76L148 75V74H150V69H149ZM164 66V65H163ZM163 66L161 67V68H158V76L157 75H155L152 79H154L155 77H157V78H159V76H160V72H161V70L162 69H164L163 68ZM173 66H175V65H173ZM185 66H187V65H185ZM240 66H241V64H240ZM249 66H248V68H249ZM85 67V66H84ZM170 69V71H172V72H170L169 74H170V76H169V78L171 77V79L169 80L168 78H166L167 79V82H169V87L167 88V85H165V84H163L164 86L162 87V89H163V91H166V89H168V91L169 92H167L168 94H167V96H165L166 95V93H165V97H164V99L166 98V100L165 101H167L169 98V102H167L168 103V106H172V110H174V116L177 114V112L178 111H182L181 109H183V107H184V109L187 111V110H189V108L188 109H186L189 105L188 104H186V105H184L182 102V106L181 105H177L176 106V101H177V99L180 101V100H184V98L187 96V95H184L183 94V92H184V90L182 89V87H181V85H180V89H182V90H180L181 91V93L180 94H182V95H184L183 97V99H181L182 98V95H181V97H180V99L178 98V96L180 95H178V93L180 92V91H178V93H175V95L174 96H177V99L174 97V99H173V101H172V105H170L171 104V97L169 96V93H170V95H171V92L170 91H173L172 89H171V87L173 86V85H175V84H177L178 86H179V84H180V82H182V81H186L187 80V77L185 76V74H184V77L186 78H184L183 79V77H182V81H180L179 79H181V77H180V75L178 76V78L179 79H177V77H175V72H176V74H179L178 72H180L179 70H178V72L176 71L177 69L174 67V68H172L173 70H171V66H168ZM239 67V66H238ZM263 67V66H262ZM125 68V67H124ZM123 68V69H124ZM134 68V67H133ZM141 68H143V67H141ZM165 68H167L166 66H165ZM211 68V69H210ZM242 68H243V66H242ZM241 68V69H242ZM253 68V67H252ZM261 68V67H260ZM65 69V70H64ZM88 69H91V68H89L88 67ZM185 69V68H184ZM74 70H77V68H75ZM149 70V72H148V74H147V71ZM165 70V69H164ZM169 70H167V71H169ZM247 70V69H246ZM252 70V69H251ZM182 71H184V70H182ZM210 71H209V73H210ZM240 71V70H239ZM241 71H243V70H241ZM91 72H93V71H91ZM131 72V71H130ZM165 72V71H164ZM203 72H204V70H203ZM212 72V71H211ZM71 73V74H70ZM162 73V72H161ZM205 73V72H204ZM207 73V72H206ZM209 73H207V75L209 74ZM232 73V74H231ZM245 74H246V72H244ZM243 73V74H244ZM74 74V73H73ZM82 75H83V73H81ZM90 73L88 72V75H89ZM92 74V73H91ZM168 74V73H167ZM180 74H181V72H180ZM188 74V73H187ZM34 75H36V79H35V76ZM70 75V76H69ZM77 75V74H76ZM76 75H74L73 77L75 78V79H77L78 80V77H75ZM128 75H129V73H128ZM241 75V74H240ZM15 76V77H14ZM78 76V75H77ZM84 76V75H83ZM82 76V77H83ZM91 76H93V78L95 79V81H96V79L97 78H95L94 77V75H90V77ZM149 76V77H148ZM161 76H162V78H163V75L161 74ZM165 76H167L165 73H164V77ZM173 76H174V79L176 78L177 79V81H178V83H172V79H173ZM182 76H183V73H182ZM216 76V75H215ZM243 76V75H242ZM9 77V78H8ZM14 77V78H13ZM68 77H66V78H68ZM129 77V76H128ZM190 77V76H189ZM192 77V76H191ZM245 77V76H244ZM124 78H126L127 79V77H125V75H124V77H123V79ZM148 78V79H147ZM150 78V79H149ZM246 78H247V75H246ZM5 79V80H6ZM69 79V78H68ZM73 79V78H72ZM94 79H92L91 80V78H90V81L92 82V81H94ZM99 79H101V78H99ZM145 79V80H144ZM176 79H175V81H176ZM215 79H216V77H215ZM230 79V80H231ZM63 80V79H62ZM77 80H75V83H76V81ZM102 80H104V78L102 79ZM102 80H101V82H102ZM130 80V79H129ZM140 80L138 81V83L140 82ZM154 80H156V78L154 79ZM158 80V79H157ZM163 80H165V79H163ZM229 80V79H228ZM230 80L228 81L229 82V84H231L232 85V83H230ZM90 81H89V84H91L90 83ZM94 81V83H96ZM105 81V80H104ZM103 81V82H104ZM141 81V82H142ZM188 81V80H187ZM192 81V80H191ZM191 81H188V82H191ZM216 81V80H215ZM101 82L99 81V84L98 85H101ZM117 82V81H116ZM120 82V81H119ZM118 82V83H119ZM122 82H124V81H122ZM147 82V83H146ZM155 82V81H154ZM154 82H153V84H154ZM159 82V81H158ZM158 82L156 83V84H158ZM234 82H236V81H234ZM40 83V84H39ZM63 84H66L67 85V83H65V81L64 82H62ZM61 83V84H62ZM70 83V82H69ZM68 83V84H69ZM72 83H74V81L72 82ZM93 82H92V84H94ZM117 83V84H118ZM137 83V84H138ZM160 83V82H159ZM163 83H165V81L163 82ZM208 83V82H207ZM210 83V82H209ZM214 83V82H213ZM212 83V80H211V85L213 84ZM39 84V85H38ZM62 84V85H63ZM104 84H105V82H104ZM104 84H102V85H104ZM125 84V83H124ZM127 84V83H126ZM166 84H168V83H166ZM60 85V84H59ZM62 85L60 86V88L62 87ZM70 86H72V84H69ZM95 85V84H94ZM96 85H97V83H96ZM111 85H112V82H111ZM119 85V84H118ZM118 85H117V87H118ZM140 85H142V83L141 84H138V86H135V87H137V89H138V87L140 86ZM144 85L141 87V88H143L144 87ZM172 85V86H171ZM176 85V86H177ZM208 85V84H207ZM222 85V86H221ZM230 85V86H231ZM233 85H234V83H233ZM64 86V85H63ZM113 87H114V85H112ZM122 86V85H121ZM134 86V85H133ZM153 87L155 86V84L154 85H152ZM177 86V87H178ZM209 86V85H208ZM226 86V85H225ZM229 86V87H230ZM73 87H74V85H73ZM96 87H98V86H96ZM116 86L114 87L115 89L117 88ZM174 87V92H175V89H176V91L178 90V88L176 87L175 88V86H173ZM210 87V86H209ZM228 87V88H229ZM233 87V86H232ZM244 87H246L245 85H244ZM57 88H59V86L57 87ZM59 88V89H60ZM66 88V87H65ZM94 88H95V86H94ZM157 89H158V87H156ZM155 87H154V90H155V92H153V91H151V92H153V93H151V94H153V96H151L150 95V93L148 94L145 90L144 91H141V90H143V89H139L140 90V92H139V90L138 91H135V92H137L136 94H135V92H133L134 93V96L133 95H130L131 97L133 96V98H135V97H137L136 95H138V92L140 93V97L138 96V98H139V101H140V98H142L143 100H145L146 101V99H145V97H144V93H141V92H145V94L147 93L148 94V100L147 101H149L150 99L149 98H152V97H156L154 94L156 93V89ZM166 88V89H165ZM235 88V87H234ZM234 88H231V89H234ZM17 89V88H16ZM55 89H56V87H55ZM54 89V90H55ZM62 89V88H61ZM72 89V88H71ZM64 90V88L62 89V90H64L63 92H66V91H68V93H66V94H69L68 95V97L69 98H71V96L72 95H70L71 94V91L72 90ZM98 89V88H97ZM114 89V90H115ZM136 89V88H135ZM136 89V90H137ZM152 89V88H151ZM171 89V90H170ZM236 89V88H235ZM235 89H234V91H235ZM74 90V89H73ZM86 90V89H85ZM96 90V89H95ZM109 90V89H108ZM129 90V89H128ZM210 90V89H209ZM242 90H244V89H242ZM4 91V92H3ZM8 91V92H7ZM58 90H55V93L57 92ZM96 91H100L99 89L98 90H96ZM103 91H104V89H103ZM111 91V90H110ZM237 91V90H236ZM46 92H48L49 94H48V96L46 95L47 93ZM70 92V93H69ZM94 92V91H93ZM116 92V91H115ZM231 92V91H230ZM78 93V91L77 92H75V94H77ZM103 93V92H102ZM105 93V92H104ZM108 93V92H107ZM107 93H105V94H107ZM184 93H186V92H184ZM66 94H64L63 95V93H62V91L60 90L59 92H57L56 94H54L53 95V98H54V96H55V98L54 99H57V102H56V100H53L52 99V101L51 100H47V101H49V102H51L49 105H47L48 104V102L46 103V101L44 102L45 103V105H44V107L45 106H49V110H50V108H55V105H56V107H57V109H59L60 108V110H57V111H53L52 110V112H50L49 110L47 111V112H50V113H52L53 115H54V113H60V115L59 114H57L56 115V117H59V118H61V120H62V124H63V128H64V126L67 124V123H69V120H65V119H67V118H65L66 117V113H63V115H65L64 116V120L65 121H67V122H65L64 120H63V115H62V111L64 112V110L63 109H65V112H67V113H69L70 114V111H69V108L72 106V104H71V106L69 107V105H70V103L68 104V101H69V99H66V98H68L67 96H65ZM97 94H98V92H97ZM104 94V95H105ZM146 94V95H147ZM227 94V95H226ZM235 94V93H234ZM234 94H232V95H234ZM237 94V93H236ZM235 94V95H236ZM94 95H96V94H93V96ZM98 95H100V92H99V94ZM108 95V94H107ZM141 95H143V97L141 96ZM145 95V96H146ZM150 95V96H149ZM200 95V94H199ZM11 96V95H10ZM52 96V95H51ZM73 96H76V95H73ZM78 96H79V93H78ZM77 96V98L79 99V97ZM100 96H102V97H100ZM99 96V101H102L101 102V105H103L104 104V102H106V101H104V99L105 98H103V95H100ZM212 96H214V97H212ZM227 96V97H226ZM113 97H114V92H113ZM113 97H112V100H113ZM162 97V96H161ZM209 97H208V99H209ZM212 97V98H211ZM223 97H226V99L224 98V99H222ZM49 98H52V97H49ZM77 98H75V99H77ZM102 98H103V100H102ZM107 98V97H106ZM188 98V97H187ZM221 98V99H220ZM45 99V100H46ZM72 99H73V97L71 98V102H73V104H75L74 102L76 101H72ZM83 99V98H82ZM92 99V98H91ZM90 99V100H91ZM98 99H96V97H95V100H97L98 101ZM111 99V98H110ZM129 99H130V97H129ZM154 99V98H153ZM207 99V100H208ZM231 99V98H230ZM66 100H68V101H65ZM132 102H133V100L134 99H130ZM175 100V101H174ZM187 100V99H186ZM186 100H184V103H186L185 101ZM211 100V101H212ZM223 100V101H222ZM53 101H55L57 104H55V103H53ZM61 103H60V102ZM62 101H64V103H62ZM92 101V100H91ZM107 101H108V98H107ZM144 101V104L146 103V105L148 104V102L146 101L145 102ZM150 101H152V100H150ZM150 101H149V104L146 106L147 108H148V110H151L152 109V105L150 104ZM178 101V102H179ZM198 101H199V99H198ZM77 102H78V100H77ZM96 102V101H95ZM135 102H137L138 103V100L136 101V99H135ZM153 102H154V100H153ZM152 102V104H153V106H154V104H155V102H156V98H155V102L153 103ZM158 100H157V104L156 105H160V103L158 104ZM177 102V104H179ZM190 102V101H189ZM103 103V104H102ZM130 103V102H129ZM140 103V102H139ZM165 103V102H164ZM167 103H166V106H167ZM175 103V104H174ZM188 103V102H187ZM193 102H191V103H189L190 104V106H192L191 108H190V111L192 112H196V109H194L195 108V106L193 107V104H192ZM195 103H197V102H195ZM208 103H209V100H208ZM207 103V104H208ZM60 104V105H59ZM77 104L78 103H76V105H75V108L77 107ZM96 104V103H95ZM131 104V103H130ZM130 104H128V106H131ZM133 104V103H132ZM142 104H143V102H142ZM143 104V105H144ZM173 104H174V106H173ZM205 104V103H204ZM41 105V104H40ZM67 105V106H66ZM106 105V104H105ZM108 105V104H107ZM109 105H110V103H109ZM202 105V104H201ZM60 106V107H59ZM136 106V105H135ZM145 106V105H144ZM150 106V107H149ZM167 106V107H168ZM203 106L204 105H202V108H203ZM214 106V107H213ZM42 107H43V104H42ZM59 107V108H58ZM68 107V108H67ZM73 107H74V105H73ZM127 107V106H126ZM164 107H165V104H164ZM176 107V109H179V110H175L174 108ZM75 108H71L73 111L72 112H74V114H75V112L77 113L76 115L77 116H79L78 114L79 113H81V112H83V111H79V107L78 108H76L78 111H76V110H74ZM99 108V107H98ZM97 108V109H98ZM137 108V107H136ZM169 108V107H168ZM204 108H205V106H204ZM203 108V109H204ZM45 110H46V108H44ZM101 109V108H100ZM127 109H128V107H127ZM127 109H125L126 111H127ZM153 109H154V111L155 110H158V108L155 106V108L153 107ZM183 109V110H184ZM193 109V110H192ZM45 110H44V112H45ZM81 110V109H80ZM99 110V109H98ZM102 110V109H101ZM132 110V109H131ZM131 110L129 109V111H128V113L126 112L125 113V111H124V113L126 114V115H129V117H130V115L132 114L131 113ZM144 110V109H143ZM147 110V109H146ZM145 110V111H146ZM195 110V111H194ZM205 110V109H204ZM203 110V111H204ZM208 110V109H207ZM58 111H60V112H58ZM137 111V110H136ZM163 111V110H162ZM3 112H4V110H3ZM6 112V113H7ZM54 112V113H53ZM106 112V111H105ZM133 112V111H132ZM146 112H148L149 114H150V112L149 111H146ZM175 112H176V114H175ZM46 113V112H45ZM144 113V112H143ZM164 113V112H163ZM188 113H190L189 111L186 113V112H182V113H180V115H182V116H180L179 115V112H178V116L176 115L175 117H176V119H177V117L179 118L178 120H179V123H181V122H183V121H185V120H187V119H190L191 117L190 116H188V115H193V114H188ZM30 114V113H29ZM48 113H46V115H47ZM142 114V113H141ZM153 116H152V115ZM151 114L149 115V118L151 119V120H149L148 122L150 123V127L151 126H155L154 128L156 129V128H158V127H160L159 125H161L160 123H155V120H157V119H155L154 117V112H151ZM184 114V115H183ZM26 115H28V114H26ZM41 115V114H40ZM52 115V117H54ZM81 115V114H80ZM88 115V114H87ZM134 115V114H133ZM147 113L143 116V118L144 117H146L147 118ZM164 115H165V113H164ZM186 115H187V117H186ZM3 115H1L0 116V118L2 117ZM13 116H15V118L13 117ZM76 116V117H77ZM85 116H86V114H85ZM84 116V117H85ZM142 116V115H141ZM51 117V118H52ZM70 117H72V115H70ZM128 117V121H127V123L128 122H130L129 123V125L127 124L126 125V123H125V126H129V131H130V126H133L132 124H131V122H132V119H131V117L129 118ZM152 117H153V119H152ZM14 118V119H13ZM58 118V119H59ZM132 118H133V116H132ZM146 118H144V119H146ZM164 118L166 119L167 117L166 116H164ZM173 117L171 116V118L170 119H172ZM26 119V118H25ZM72 119H74V118H72ZM143 119V120H144ZM180 119H181V122H180ZM182 119H184V120H182ZM18 120H17V123H24L23 121L24 120H22V121H20V122H18ZM60 120V119H59ZM142 120V119H141ZM174 120H175V118H174ZM30 121V120H29ZM40 121V120H39ZM177 121V120H176ZM61 122V121H60ZM145 123H147L146 121H144ZM143 121H142V125L140 126V138L139 139H142V138H144V137H146V134H148V129H153L152 127L151 128H148V124L149 123H147V124H145ZM153 122V123H152ZM165 122V121H164ZM32 123V122H31ZM134 123V122H133ZM167 122H165V124H166ZM177 123V122H176ZM33 124V123H32ZM59 124V123H58ZM57 124V122L55 123V124H53V125H51V126H54V129H52V130H54L52 133H54L55 132V130H57L58 131V126L56 127L55 125H58ZM156 124V125H155ZM24 125H26V124H24ZM23 125V126H24ZM28 125V124H27ZM35 125V124H34ZM69 126H72L71 124H68ZM68 125H67V127H68ZM158 125V126H157ZM22 126V127H23ZM47 126V125H46ZM145 126H147V128L145 127ZM28 127V126H27ZM26 127V130H28V128ZM60 127V126H59ZM122 127V126H121ZM18 128H20V126H18ZM76 128V127H75ZM141 128H143L142 130H141ZM14 129H17V127L16 128H14ZM30 129V128H29ZM65 129V128H64ZM144 129H145V132H144ZM147 129V130H146ZM18 130V129H17ZM21 130H23V128L21 129ZM34 130V129H33ZM51 130V129H50ZM59 130H61V127L59 128ZM117 130H118V128H117ZM132 130H134V127H131V131ZM7 131H8V129H7ZM14 131V130H13ZM62 131V130H61ZM67 131H69V133H70V131L71 130H67ZM129 131H128V133H129ZM148 131V132H147ZM15 132V131H14ZM24 132H25V129H24ZM51 132V131H50ZM63 132V131H62ZM62 132H59L60 134L62 133ZM65 132H66V130H65ZM72 132V131H71ZM142 132H144V136H142ZM13 132H11V134H12ZM21 133H22V135H21ZM21 133H19V135H21L20 137L22 138V136L24 135V134H26L27 132H25V133H23V132H21ZM47 133V132H46ZM51 133V134H52ZM134 133V134H133ZM139 133V132H138ZM49 133H47V135H48ZM130 134V133H129ZM19 135L17 134V135H15L14 134V136H16L14 139L16 140V141H18V139L21 141V138L19 137ZM28 135V134H27ZM27 135H24L25 137L27 136ZM30 135V134H29ZM33 135V134H32ZM32 135H30V136H32ZM39 135V134H38ZM53 135V134H52ZM57 135V133L55 134V136ZM138 135V136H139ZM10 136V135H9ZM18 136V137H17ZM62 136V135H61ZM60 136V137H61ZM79 136V135H78ZM77 135L75 136L76 137V139L78 140L79 139V137H78ZM135 136V137H134ZM11 137V136H10ZM28 137V136H27ZM27 137H26V139H27ZM74 137V138H75ZM127 137L129 138V136H128V134H127ZM130 137L132 138V139H134V138H136L137 136H136V130H135V132L133 131L132 132V134H130ZM12 138H13V135H12ZM62 138V137H61ZM14 139H13V141H14ZM23 139H24V137H23ZM22 139V141H23V143H24V141L26 142V144L24 143H21V144H23V145H25L24 147H25V150L26 149H29L28 147H33L32 149H35V150H37V151H35V152H32V153H30V151L29 152H25V154L24 153H22L21 154V150H20V152H19V150H18V153L16 152L15 153V155L17 154V155H19V153H20V155H22L21 157H20V155L18 156V157H20V160H18V161H20V165H22V166H24L25 164H28L27 166H28V170H30L31 171V169H33L34 167H35V165L37 164V166H39V167H37V168H34L35 169V171L33 170V171H31V172H33V175L35 176V174H36V177H34L31 173L29 174V172H28V174L30 175V176H28V175H26L27 176V178H29V179H31L32 180V178H34L32 181L30 180V182L29 181H23L22 179H20V176H24V175H22L21 174V172L22 171H19V170H15V169H13V170H10V169H5V167H6V165L8 166V163L5 165L4 164V161H5V158H2L3 157V153L5 152V150H4V148H6L5 147V145H6V137H3V141L2 142H0V224H6L7 222H9L10 220H14L15 218V216H18L17 218H20L19 216V214H21L22 215V211H25L26 212V210L29 208V204L30 205H32V204H34V203H32L31 204V202H32V200H31V202H30V198H32L33 196H31V194L33 193V194H35L36 195V193H35V190L33 189V182H35V184H37V186H36V188L37 187H39V186H43V188L45 187V184H44V179L43 178H41V177H43L42 176V173L44 172H41L40 171V169L41 170H44L43 168H45V167H43V165L45 166V164H42V165H38V164H40L39 162L37 163V161L38 160H36L35 158H37L36 157V155L38 154L39 155V152H41L40 153V155L38 156V158H39V160H42L43 162H46L45 161V158L46 159H48V160H52L53 158L52 157H44V156H42V154L44 153V149H43V152H42V150H41V148H42V145H41V143L43 142L44 143V141L43 140H45V139H43L42 141H41V139L38 137V141L40 140L41 141V143H40V141L38 142L40 145H39V147H37V148H34V146L36 147V145L33 143V141H32V143L34 144L33 146L31 145L32 143H30V140L29 141H26V140H23ZM33 139V138H32ZM56 139V138H55ZM54 139V140H55ZM64 139V138H63ZM66 139V138H65ZM75 139V140H76ZM115 139V138H114ZM113 139V140H114ZM138 139V140H139ZM62 140V139H61ZM60 140V141H61ZM21 141V142H22ZM50 141H51V138H50ZM136 141V140H135ZM29 143V145H28V143ZM49 142V141H48ZM14 143H15V141H14ZM14 143H11L12 144V148L14 149V146L13 145H15L16 147L17 146H19L18 144L20 143H18V144H14ZM58 143V145H59V140H58V142L56 141V144ZM61 143H63V142H61ZM52 144V143H51ZM65 144L67 145V143L65 142ZM27 145H28V147H27ZM53 145V144H52ZM57 145V146H58ZM44 146V145H43ZM49 146H50V143H49ZM52 147V146H51ZM50 147V148H51ZM66 147H69V146H66ZM87 147V146H86ZM21 148H23V146L21 147ZM58 148L60 149L59 151H60V154L59 155H61V150L62 149H64L65 147H59L58 146ZM20 149V148H19ZM24 149V148H23ZM31 149V150H32ZM54 149V148H53ZM67 148H65V150H66ZM70 149H71V152H72V154L69 152V153H67V154H70L71 156L72 155H74L75 154V152H74V154H73V151L75 150V149H73V147H70ZM72 149H73V151H72ZM1 150L3 151V153H1ZM12 150V149H11ZM25 150H23V151H25ZM30 150V149H29ZM68 150V149H67ZM26 151H28V150H26ZM32 151H34V150H32ZM53 151V150H52ZM56 151H57V147H56ZM70 151V150H69ZM36 152H38V153H36ZM64 152V151H63ZM62 152V158H63V160L61 161V160H58L59 161V163H57V165H59L60 167V169L62 168V173H63V171H65V169H69L68 171H70V167H72V166H70L71 164L74 166V164L73 163H71L72 161L70 160V155L68 156L67 154H66V152L67 151H65V153H63ZM54 153V152H53ZM56 153V152H55ZM32 154V155H31ZM36 154V155H35ZM57 154V153H56ZM57 154V155H58ZM64 154L66 155V157L68 156V158H69V160L71 161H69V160H67L66 162H67V164H66V162H65V167H64V165L62 164V166H61V163L62 162H64V160L66 159V157L64 156ZM16 155V156H17ZM33 155H35V157L33 158ZM44 155V154H43ZM58 155V156H59ZM16 156H13L12 155V157H15V158H17ZM51 156V155H50ZM119 156V155H118ZM55 157V156H54ZM57 157V156H56ZM65 157V158H64ZM59 158V157H58ZM67 158V159H68ZM73 158V157H72ZM14 159V158H13ZM34 159V161H32ZM92 159V158H91ZM90 159V160H91ZM118 159V158H117ZM12 161H14V160H12ZM54 161H56V160H54ZM61 161V162H60ZM75 161V160H74ZM92 161H93V159H92ZM117 161V160H116ZM15 162H16V159H15ZM52 162V165L54 166V163H53V161H51ZM99 162H101V161H99ZM32 163H34V166H32L33 164ZM68 163H70V165H68ZM86 163L87 162H85V165H86ZM91 163V162H90ZM47 164V163H46ZM97 164V163H96ZM95 163H94V167H95V165H96ZM56 165V166H57ZM67 165H68V167H67ZM87 165H89V164H87ZM91 165H93L92 163H91ZM42 166V167H41ZM99 166V165H98ZM13 167V166H12ZM41 167V168H40ZM58 167V166H57ZM56 167V168H57ZM87 167V166H86ZM85 167V168H86ZM93 167V166H92ZM102 167V163H101V166H100V168ZM90 167L88 166V168H87V170L89 169ZM98 168V167H97ZM264 168V167H263ZM104 169V168H103ZM241 169V168H240ZM56 170V169H55ZM82 170V164H81V166L78 168V173H81L82 172V174H83V171H81ZM90 171L91 170H93V173L95 174L94 175V177L95 176H97L98 174H96L97 172L95 171L96 169H89ZM98 170V169H97ZM101 170V169H100ZM237 170H239L238 168H237ZM262 170V169H261ZM38 171V172H37ZM68 171H65V174H67L66 176L68 177V175H70L69 176V178H70V182H72L71 180L73 179V182L72 183H70V182H66V180H69L67 177H64V178H66L65 180H63L64 182H62V183H65L64 184V186L67 184L68 185V187L66 186V188L64 187V189L61 187L60 188V186L62 185L63 186V184H60L61 183V179H63V178H57V177H60L59 175H61V173H59V172H57L56 173V178H55V182H54V187H52V188H54L55 189V191H57L58 190V192L56 193V194H58L59 193V188L60 189H62V191H63V193H66V190H67V188H71V186H72V184H74L75 186H76V184H75V182H74V180H75V178H76V174L75 173H73V170H71V173L70 174H68L67 172ZM75 171V170H74ZM236 171V170H235ZM235 171L233 172L232 171V175L230 174V172H229V174H227V175H231V176H233V178L235 177V175H233L234 173H235ZM263 171V170H262ZM24 172V171H23ZM25 172H27L26 171V169H25ZM34 172H37V173H34ZM92 172V171H91ZM264 172V171H263ZM59 173V174H58ZM74 174V176H75V178H72V176H73V174ZM93 173H92V177L90 176V172H89V176L91 177V178H94L93 177ZM18 174H20V176L18 175ZM72 174V175H71ZM81 174V175H82ZM224 173H222V176H223V179L225 178V174L223 175ZM38 175H40L41 177H39ZM81 175H79L78 177H79V179L81 180L82 179V181H78L79 183H81L82 185H83V183L85 182L86 183V178L84 177L85 175L83 174V178H81L82 176ZM226 175V176H227ZM16 176H19V177H16ZM61 176H64V175H61ZM81 176V177H80ZM221 175H219V177H220ZM243 176V175H242ZM32 177V178H31ZM229 177V176H228ZM228 177H226V179L228 178ZM246 177V176H245ZM244 177V178H245ZM221 179H222V177H220ZM230 178V177H229ZM232 178V177H231ZM28 179V180H29ZM226 179H224V180H226ZM35 180V181H34ZM56 180H57V182H56ZM89 180V179H88ZM91 180V179H90ZM228 180V179H227ZM230 180V179H229ZM233 180V179H232ZM246 180H248V178H246ZM231 181V180H230ZM238 181V180H237ZM88 182V181H87ZM227 182V181H226ZM235 182V181H234ZM239 182V181H238ZM56 183V184H55ZM60 184V186H59V188L58 189H56L57 188V185L58 184ZM228 183V182H227ZM80 184V185H81ZM229 184H230V182H229ZM47 185H49V184H47ZM79 185V184H78ZM236 185V184H235ZM35 186V185H34ZM230 186V185H229ZM232 186H233V184H232ZM32 187V188H31ZM49 187V186H48ZM78 187V186H77ZM233 188V187H232ZM238 188H239V186H238ZM242 187H240V189H241ZM72 189V188H71ZM71 189H70V192H71ZM73 189H75L74 187H73ZM229 189H230V187H229ZM29 190H31V192L29 191ZM42 190V189H41ZM47 190L49 191V189L47 188ZM65 191V192H64ZM188 191V190H187ZM189 191H191V190H189ZM30 192V193H29ZM37 192L39 193V188H38V190H37ZM44 193H45V189H44V191H43ZM50 192V191H49ZM69 192V191H68ZM67 192V193H68ZM69 192V193H70ZM173 193V192H172ZM179 193V192H178ZM183 193H186L185 191L184 192H181V194L183 195ZM49 194V193H48ZM60 194H62L61 192H60ZM59 194V195H60ZM167 194V193H166ZM171 194V193H170ZM174 194H175V192H174ZM188 194V193H187ZM44 195V194H43ZM54 195V194H53ZM165 195V194H164ZM164 195H162L163 197H164ZM169 195V194H168ZM172 195V194H171ZM178 195H180V194H178ZM190 195H192V192H191V194ZM193 195H196L197 196V192H196V194H194L193 193ZM45 196H46V193H45ZM44 196V197H45ZM49 196H52V195H49ZM161 196V195H160ZM160 196H158L157 197V200H158V198L160 197ZM177 196V195H176ZM184 196V195H183ZM201 196V195H200ZM37 197H38V199H37ZM159 198V200L161 201L162 199H166L167 198V201H166V204L167 203H170L169 201L171 200H169L168 198H169V196H165L164 198ZM177 197H180V198H183V197H181V196H177ZM33 198H35V197H33ZM47 198H48V195H47ZM51 198V197H50ZM52 198H53V196H52ZM184 198H185V201L187 200V201H190V200H188V199H186V198H188V197H185L184 196ZM194 198H195V196H194ZM44 199V198H43ZM43 199H41V200H43ZM36 200L38 201L39 200V194H37L36 195ZM35 199L33 200V201H36ZM47 200L48 199H46L45 201L47 202ZM194 200V199H193ZM184 201V202H185ZM173 202V201H172ZM191 202V201H190ZM42 203V202H41ZM153 203V202H152ZM158 203H160V202H158ZM162 203V202H161ZM37 204V203H36ZM154 204V203H153ZM164 205H165V203H163ZM172 203H170V205H171ZM186 204H189V203H186ZM161 205V204H160ZM159 205V206H160ZM167 205H169V204H167ZM191 205V204H190ZM189 206V205H188ZM32 207H33V205H32ZM162 207H164V206H162L161 205V208ZM184 207H185V205H184ZM27 208V209H26ZM164 209V208H163ZM162 209V210H163ZM181 209V208H180ZM147 215V214H146ZM185 215V214H184ZM187 215V214H186ZM144 216H145V214H144ZM181 216H183V215H181ZM177 217V216H176ZM186 216H183V218H185ZM139 218H141V217H139ZM183 218H181L182 220H183V222H184V219ZM21 219V218H20ZM186 220V219H185ZM18 221H20L19 219H18ZM135 221V220H134ZM134 221H132V223H134ZM138 221V220H137ZM181 221V220H180ZM136 222V221H135ZM185 223V222H184ZM3 224L0 226L1 228H2V226H3ZM137 224H139V222L137 223ZM135 225V224H134ZM177 225V224H176ZM6 226V225H5ZM8 226V225H7ZM133 226V224L131 225V227ZM4 227V226H3ZM135 226H133V229H135L134 228ZM138 226H136V228H137ZM174 228H178L177 226L175 227V223H174ZM2 230V229H1ZM116 231V230H115ZM181 234V233H180ZM182 234H184V233H182ZM181 234V235H182ZM172 235V234H171ZM170 235V236H171ZM174 236V235H173ZM185 236H187V235H185ZM172 237V236H171ZM188 237V236H187ZM173 239V238H172ZM168 243V242H167ZM166 247H168V246H166ZM165 248V247H164ZM214 248V247H213ZM217 249V248H216ZM164 250H166V249H164ZM213 251H215L214 253H216V250L214 249V250H212V252ZM100 254H103V253H100ZM102 257V256H101ZM92 260V259H91ZM256 260H258V258H256ZM255 260V261H256ZM261 260V259H260ZM260 260H259V262H260ZM242 261V260H241ZM245 261V260H244ZM94 261L92 260V263H93ZM259 262H257L256 261V264L257 263H259ZM262 262H263V260H262ZM94 264H96V263H94ZM260 264V263H259Z\"/></svg>",
  "mask_w": 264,
  "mask_h": 264
},
{
  "label": "crops",
  "instance_id": "3",
  "mask_svg": "<svg viewBox=\"0 0 264 264\" xmlns=\"http://www.w3.org/2000/svg\"><path fill=\"white\" fill-rule=\"evenodd\" d=\"M147 193H148V192H147ZM147 193H145V194H147ZM145 194H144V195H145ZM155 194H157V190H152V192H151V196H152V195H155ZM151 196L148 195V196H146V198H149V197H151ZM130 203H131V202H130ZM72 225H73V223H72ZM57 226H58V225H56V226H54V227H44V229L47 230V231H50V232H48V233H49L50 236H52V235H55V234H57V233L59 234V233L61 232V231H59L60 229L58 230V227H57ZM67 233H68V232L66 231L65 234H67ZM65 234H64V235H65ZM64 235H63V238H62V240H61L60 245H63L64 242H65V241H64V238H65ZM50 236H49V237H50ZM49 237H45V238H44V242H45V243H48V242L50 241V239H48ZM32 245H33V243H32ZM0 264H8V263H7V261H6L5 259H0Z\"/></svg>",
  "mask_w": 264,
  "mask_h": 264
}]
</instances>
